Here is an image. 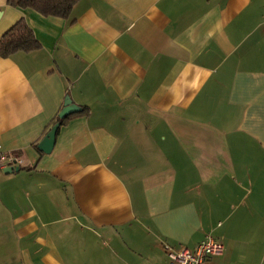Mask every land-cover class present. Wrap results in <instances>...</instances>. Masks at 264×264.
Returning a JSON list of instances; mask_svg holds the SVG:
<instances>
[{
    "label": "crops",
    "instance_id": "1",
    "mask_svg": "<svg viewBox=\"0 0 264 264\" xmlns=\"http://www.w3.org/2000/svg\"><path fill=\"white\" fill-rule=\"evenodd\" d=\"M7 1L0 38L25 18L41 46L0 56L23 159L0 171V264H164L208 235L206 264H264V0ZM67 96L88 113L40 153Z\"/></svg>",
    "mask_w": 264,
    "mask_h": 264
},
{
    "label": "trees",
    "instance_id": "2",
    "mask_svg": "<svg viewBox=\"0 0 264 264\" xmlns=\"http://www.w3.org/2000/svg\"><path fill=\"white\" fill-rule=\"evenodd\" d=\"M77 1L79 0H8L7 3L22 10H34L43 16L67 19L69 18L72 12V8ZM40 46V41L34 34L33 29L27 23L26 19L20 18L0 38V56L8 57L16 51L30 52L40 48ZM63 107L64 103L56 114L51 124L52 126L56 123L63 124L73 115H67L64 118H60L59 112ZM79 113H88L87 106L82 107L81 112ZM35 146L37 147V145ZM39 151L40 153H43V151H41L40 149Z\"/></svg>",
    "mask_w": 264,
    "mask_h": 264
},
{
    "label": "built area",
    "instance_id": "3",
    "mask_svg": "<svg viewBox=\"0 0 264 264\" xmlns=\"http://www.w3.org/2000/svg\"><path fill=\"white\" fill-rule=\"evenodd\" d=\"M22 164L21 157L15 153L4 151L0 144V171H4L10 166L16 168ZM224 247V242L212 235L206 236L193 248L181 246L179 249H175L166 244L168 260L164 264H206L210 258L222 254Z\"/></svg>",
    "mask_w": 264,
    "mask_h": 264
},
{
    "label": "water",
    "instance_id": "4",
    "mask_svg": "<svg viewBox=\"0 0 264 264\" xmlns=\"http://www.w3.org/2000/svg\"><path fill=\"white\" fill-rule=\"evenodd\" d=\"M82 107L79 106L78 104L74 103L73 100L70 97H67L64 101V107L61 109L59 112L60 118H64L67 115L81 110ZM60 126V123H56L55 125L52 126L50 131L46 134V136L40 141L38 144V147L44 151L45 153H50L55 145V140H56V135H57V130ZM14 170H19V168H14L12 166L6 168L4 170L5 173H10L13 172Z\"/></svg>",
    "mask_w": 264,
    "mask_h": 264
}]
</instances>
